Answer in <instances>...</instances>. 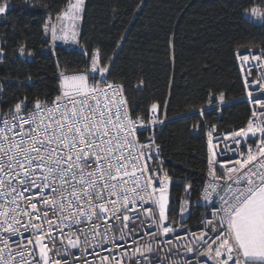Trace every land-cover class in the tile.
<instances>
[{"label": "snow or ice", "instance_id": "snow-or-ice-1", "mask_svg": "<svg viewBox=\"0 0 264 264\" xmlns=\"http://www.w3.org/2000/svg\"><path fill=\"white\" fill-rule=\"evenodd\" d=\"M241 7L242 23L264 29V0ZM9 8L0 0V15ZM85 11L86 0H65L44 34L78 44ZM82 52L88 66L60 71L55 95L0 107V264H264V46L234 53L250 118L207 131L204 211L191 226L188 200L172 207L157 137L139 138L167 119L161 105L134 116L125 85L109 80L111 58L105 63L99 47ZM213 98L227 99L223 91Z\"/></svg>", "mask_w": 264, "mask_h": 264}, {"label": "trees", "instance_id": "trees-1", "mask_svg": "<svg viewBox=\"0 0 264 264\" xmlns=\"http://www.w3.org/2000/svg\"><path fill=\"white\" fill-rule=\"evenodd\" d=\"M246 2L86 0L79 45L52 48L43 24L65 0H10L9 10L0 15V46L6 48L0 57V107L15 97L55 95L59 72L83 71L89 58L82 49L99 47L105 63L112 60L109 80L125 85L130 112L147 116L151 104L158 103L160 114L167 116L154 133L173 179L172 207L178 208L181 199H195L206 180L207 127L237 129L250 114L234 53L264 46V29L241 22ZM21 46L26 47L24 55L19 54ZM221 91L227 99L217 106L210 97Z\"/></svg>", "mask_w": 264, "mask_h": 264}, {"label": "built area", "instance_id": "built-area-1", "mask_svg": "<svg viewBox=\"0 0 264 264\" xmlns=\"http://www.w3.org/2000/svg\"><path fill=\"white\" fill-rule=\"evenodd\" d=\"M51 43H52V42H51ZM69 44H71V43H65V42H63V41H56L55 44L52 43V48H54V47L57 46V45H69ZM246 49H248V48L239 49V50H237V51H240L241 53H243ZM252 49H256V48H252ZM237 51H236V52H237ZM236 60H237V64H238V68H239V72H240V75H241V78H242V84H243L244 76L246 75V73L243 72V71L241 70L240 61H239L237 58H236ZM68 73H72V72H68ZM257 75H259V72L256 71V70H253V75H252V77H250V79H254ZM243 90H244V87H243ZM242 99H244L245 101H247V103H248V105H249V108H250V113H251L252 105H251V103L248 101V98L246 97L245 91H244V94H243ZM223 105H224V104H223ZM217 106H222V105H217ZM129 110H130V109H129ZM148 115H150V112L148 113ZM160 116H161V119H164L165 114H163V115L160 114ZM145 117H147V116H145ZM249 118H250V114H249L248 119H249ZM167 121H168V120L165 119V120H164V123H166ZM164 123H163V124H164ZM163 124H162V125H163ZM245 124H246V123H245ZM160 126H161V124H158V125H155V126L146 125V127L148 128V130H147V131H144L143 134L140 135L139 138H140L141 140L146 139L147 137L153 135L154 130H155L156 128L160 127ZM210 126H213V125H209V126L207 127V129H206V139H207V131L209 130ZM214 126H215L216 129H217V131L214 132V136H216L217 134H222V133H224V132H227V131H222V130H220L219 127H218L217 125H214ZM243 126H244V125H243ZM228 131H230V130H228ZM154 134H155V133H154ZM157 143H159V142L157 141ZM159 144H160V143H159ZM161 155H162V154H161ZM162 158H163V160H164L163 167H164V169L166 170V166H165V163H166V162H165V158H164L163 155H162ZM166 171H167V170H166ZM168 174H169V173H168ZM169 176H171V175L169 174ZM172 180H173V179H172ZM206 180H207V177H206ZM206 180H205V182H206ZM205 182H204V183H205ZM201 197H202V188H201V191H200L199 195H198L195 199H193V200L191 201V209H190V210L192 211L193 216H192V219L187 220V223H188L189 226L196 224V222H197V217L199 216V214H200L201 212L204 211V207H203V205H204L205 202L201 199ZM181 200H182V199H181ZM177 209H178V208H177ZM177 218H178V217H177ZM194 230H195V229H194Z\"/></svg>", "mask_w": 264, "mask_h": 264}, {"label": "rangeland", "instance_id": "rangeland-1", "mask_svg": "<svg viewBox=\"0 0 264 264\" xmlns=\"http://www.w3.org/2000/svg\"><path fill=\"white\" fill-rule=\"evenodd\" d=\"M75 45H79V43L78 44H75ZM187 200H188V204H189V207H190V209H191V200L190 199H188V198H186Z\"/></svg>", "mask_w": 264, "mask_h": 264}, {"label": "bare ground", "instance_id": "bare-ground-1", "mask_svg": "<svg viewBox=\"0 0 264 264\" xmlns=\"http://www.w3.org/2000/svg\"><path fill=\"white\" fill-rule=\"evenodd\" d=\"M206 141H207V139H206Z\"/></svg>", "mask_w": 264, "mask_h": 264}]
</instances>
